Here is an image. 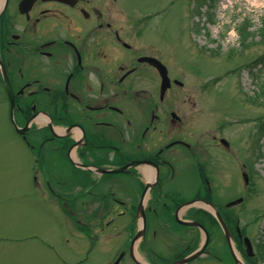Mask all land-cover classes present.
Instances as JSON below:
<instances>
[{
    "label": "flooded vegetation",
    "instance_id": "af4514ba",
    "mask_svg": "<svg viewBox=\"0 0 264 264\" xmlns=\"http://www.w3.org/2000/svg\"><path fill=\"white\" fill-rule=\"evenodd\" d=\"M115 2L0 0V90L35 167L49 168L34 170L37 190L86 246L96 238L98 264H178L202 246L194 222L209 241L187 264H236L228 243L215 244L223 229L210 209L231 231L239 264H260L238 220L256 130L250 162L226 124L201 134L197 69L168 53L160 24L121 22ZM227 157L240 179L222 177Z\"/></svg>",
    "mask_w": 264,
    "mask_h": 264
},
{
    "label": "rangeland",
    "instance_id": "374dc122",
    "mask_svg": "<svg viewBox=\"0 0 264 264\" xmlns=\"http://www.w3.org/2000/svg\"><path fill=\"white\" fill-rule=\"evenodd\" d=\"M101 1L104 8L112 6V0ZM113 10L120 21L158 22L157 33L167 40L168 53L179 54L185 70H199L200 86L215 78L214 86L198 89L201 134L226 124L227 136L235 139L250 162L255 124L262 119L252 191L238 208L241 226L260 250L264 245V0H116ZM246 27L250 35L242 33ZM191 95L196 99L193 91ZM11 125L10 106L0 90V264H97L96 238L88 240L86 251L87 240L74 227L76 234L72 233L71 220L37 190L34 170L49 168L42 163L35 167L33 151L14 135ZM224 160L222 177L240 179L235 160ZM215 240L216 245L225 241L220 235ZM220 248V258L226 260Z\"/></svg>",
    "mask_w": 264,
    "mask_h": 264
},
{
    "label": "water",
    "instance_id": "95a60500",
    "mask_svg": "<svg viewBox=\"0 0 264 264\" xmlns=\"http://www.w3.org/2000/svg\"><path fill=\"white\" fill-rule=\"evenodd\" d=\"M218 219H219V221L221 222V224L223 225V228H224V230H225L226 237H227L229 243L232 244V242H231V241H232V236H231L229 230H228L227 227L224 225V223H223V221H222V219L220 218L219 215H218ZM197 225H198V224H197ZM201 227H202V226H201ZM207 241H208V236H207ZM246 244H248L249 249L252 250L251 244H250V242H249L248 239H246ZM201 254H202V251L199 252V253H197V254H195V255L192 256L191 258H189V260L187 259L185 262H188V261H190V260H192V259H194V258H197V257H199Z\"/></svg>",
    "mask_w": 264,
    "mask_h": 264
},
{
    "label": "trees",
    "instance_id": "16d2710c",
    "mask_svg": "<svg viewBox=\"0 0 264 264\" xmlns=\"http://www.w3.org/2000/svg\"><path fill=\"white\" fill-rule=\"evenodd\" d=\"M245 22H247V21H245ZM262 29H263L262 33L264 34V25H263ZM248 34H249V33H248Z\"/></svg>",
    "mask_w": 264,
    "mask_h": 264
}]
</instances>
